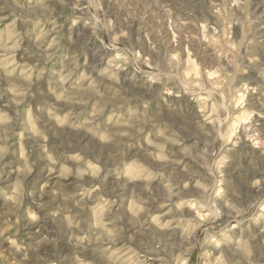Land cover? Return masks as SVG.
Wrapping results in <instances>:
<instances>
[{"label":"rangeland","instance_id":"obj_1","mask_svg":"<svg viewBox=\"0 0 264 264\" xmlns=\"http://www.w3.org/2000/svg\"><path fill=\"white\" fill-rule=\"evenodd\" d=\"M0 264H264V0H0Z\"/></svg>","mask_w":264,"mask_h":264}]
</instances>
